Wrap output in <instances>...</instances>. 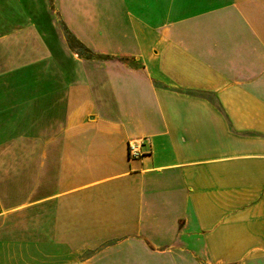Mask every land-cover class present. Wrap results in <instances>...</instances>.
I'll use <instances>...</instances> for the list:
<instances>
[{
	"label": "crops",
	"instance_id": "crops-1",
	"mask_svg": "<svg viewBox=\"0 0 264 264\" xmlns=\"http://www.w3.org/2000/svg\"><path fill=\"white\" fill-rule=\"evenodd\" d=\"M0 264H264V0H0Z\"/></svg>",
	"mask_w": 264,
	"mask_h": 264
},
{
	"label": "rangeland",
	"instance_id": "rangeland-1",
	"mask_svg": "<svg viewBox=\"0 0 264 264\" xmlns=\"http://www.w3.org/2000/svg\"><path fill=\"white\" fill-rule=\"evenodd\" d=\"M93 11L94 9H90L91 12L90 15H87L86 17H80V21L82 20L83 22L82 27H109L110 19H111V14L109 13V9L103 10L102 13L100 12L101 9L98 12L96 9V13H93ZM69 18H71L75 24V18L74 17H69ZM53 19L55 20V22L56 21L58 22L57 26L61 27L62 23L59 21L60 17L54 13Z\"/></svg>",
	"mask_w": 264,
	"mask_h": 264
},
{
	"label": "built area",
	"instance_id": "built-area-1",
	"mask_svg": "<svg viewBox=\"0 0 264 264\" xmlns=\"http://www.w3.org/2000/svg\"><path fill=\"white\" fill-rule=\"evenodd\" d=\"M148 139H137L129 141L128 143V155L130 158L138 159L144 155H147L148 152L144 150V147L148 144Z\"/></svg>",
	"mask_w": 264,
	"mask_h": 264
},
{
	"label": "trees",
	"instance_id": "trees-1",
	"mask_svg": "<svg viewBox=\"0 0 264 264\" xmlns=\"http://www.w3.org/2000/svg\"><path fill=\"white\" fill-rule=\"evenodd\" d=\"M78 52H79L80 54H82V53H81V49H78Z\"/></svg>",
	"mask_w": 264,
	"mask_h": 264
}]
</instances>
